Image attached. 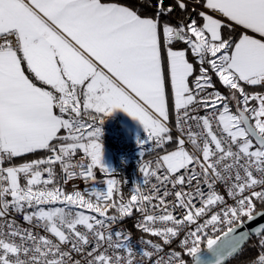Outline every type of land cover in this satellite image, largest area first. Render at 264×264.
I'll list each match as a JSON object with an SVG mask.
<instances>
[{"label": "snow or ice", "instance_id": "obj_1", "mask_svg": "<svg viewBox=\"0 0 264 264\" xmlns=\"http://www.w3.org/2000/svg\"><path fill=\"white\" fill-rule=\"evenodd\" d=\"M138 2L0 0V264H225L246 244L256 256L242 264H264V223L248 227L264 218V0H191L200 24L162 19L174 10L164 0L152 15ZM115 109L147 132L127 201L103 162L102 125ZM73 178L92 187L66 192ZM134 211V226L162 244L141 238L137 248L113 230ZM181 232L182 251L165 253Z\"/></svg>", "mask_w": 264, "mask_h": 264}, {"label": "built area", "instance_id": "obj_2", "mask_svg": "<svg viewBox=\"0 0 264 264\" xmlns=\"http://www.w3.org/2000/svg\"><path fill=\"white\" fill-rule=\"evenodd\" d=\"M217 89V88H216ZM218 90V89H217ZM211 91V90H210ZM220 92V91H219ZM199 115H205L206 113L204 111H201L198 113ZM170 126L172 127V136L176 139V137L179 135V132L178 130L175 128L174 126V122H170ZM193 131H198L195 127H193L192 129ZM215 130V129H214ZM175 147V146H174ZM174 147H169V150H171L172 148ZM140 150H141V146L138 145L135 149H134V159H133V162L132 164L129 166L128 168V173H127V188H128V194H129V197L130 195L132 194L131 192V187L132 185L137 182L140 178H141V173H140ZM160 154L159 152H155V153H152L151 155H148L145 157V160H154L155 159V156ZM46 154H44L42 157L46 156ZM75 159H79V156H77ZM7 166V165H5ZM55 171L57 173V176L58 174L61 176V168H60V165H56L55 166ZM105 179L104 176H102L99 172L97 173V187H99L101 190H104L106 189V184L103 183V180ZM153 183H155V181L153 180L152 181ZM66 187L72 189V190H80V191H83L85 190L86 188H90L92 187L91 183H85L82 179L80 178H73L71 179L69 182H67L66 184H64ZM169 188H171V185H169ZM143 191L145 192H148L149 189L148 188H145V189H142ZM185 190H188L187 187L185 188ZM217 191L220 193V194H225V189H224V186L221 185V184H218L217 185ZM174 198L172 196H169L168 197V200L169 201H172ZM226 199H227V203L229 205H231L233 202L231 199H228L227 196H226ZM159 214V213H157ZM142 217L140 216L139 213L137 212H133V216L131 218H126L120 222H118L116 225H114V228L113 230L115 231L117 228L119 229H123V230H126L127 232H130L131 233V237H132V242L133 244L138 248L140 247L139 244H137L136 242L138 240H140L141 238L145 239V240H152L154 243H157V244H162L163 241L161 238L159 237H155V236H151L149 234H146L144 232H142L141 230H139L137 227H135L134 225L137 223V221L139 219H141ZM15 219L25 228H28L30 227V225L23 221V218H22V215H16L15 216ZM130 221L133 223V226L134 228L137 230V231H140L146 235H138V236H134L133 235V232L127 227V223L128 221ZM158 226H162V225H158ZM233 226H236V225H233ZM35 231L39 232L41 235H45L46 233L44 232L43 229H34ZM81 231H83V229L81 228L80 229ZM224 231H227V225H224L222 226V230L220 232H215V233H209L210 235H213L214 237L215 236H221V234L224 232ZM183 236H184V232H181L180 236L178 238H175L172 240V243L170 246H165L164 247V252L167 253L169 251V247L171 249H174L176 251H182V247L180 246V240L183 239ZM201 248L202 249H206V242L204 244L201 245ZM188 256H184V259H186Z\"/></svg>", "mask_w": 264, "mask_h": 264}, {"label": "trees", "instance_id": "obj_3", "mask_svg": "<svg viewBox=\"0 0 264 264\" xmlns=\"http://www.w3.org/2000/svg\"><path fill=\"white\" fill-rule=\"evenodd\" d=\"M118 2L123 3V4H127L129 6L134 7V8L140 7V4H139L138 0H118ZM149 3H151L153 5V7L144 8L142 10L141 14L152 15L155 12V5L157 3V0H149ZM186 3H189V10L187 12L182 11L179 7L176 6V0H164V6L165 7L172 6L174 10L169 16L162 17V19H166V20L170 19L173 23H176L177 21H180V20H184L185 22H188V18L190 17V18L197 19V23L200 24L201 20L198 17H196L194 12L191 11V8H192L191 0H186ZM198 10H202V9H198ZM239 34H240V31L236 29V31L232 33V36L235 39V38H237L239 36ZM174 47L183 48L184 45L183 44H176V45H174ZM189 60L193 61V57L191 55H189ZM212 80H213V83L215 85V88H217L221 93H223L225 95L228 94V90L224 86H222V84L219 82L218 78L215 75H212ZM245 87H246V91L247 92L261 91V89L259 87H255V88L248 87V86H245ZM169 107H170V112H171V108H172L171 102H170ZM168 146L169 147H174L175 146V138L174 137H173V142L171 144H169ZM44 154H46V153L41 151V152L36 153L34 156L25 157L24 160H31V159H34V158H40ZM22 162H24V161H21V160L15 161L16 164H19V163H22ZM128 168H129V166L125 169V171H127V173H128ZM59 177H60V175L58 174V178ZM22 182H23V180H22ZM61 186L67 192H72L73 191L72 189L66 187L64 184H62ZM121 188L124 191L125 196H126V200H127L129 198L127 183L124 184V185H121ZM262 209H264V207H262L258 203L257 204V210L260 211ZM109 214L110 215H114V214H117V213H116L115 209H111L109 211ZM127 227L133 232L134 236H138V235H143L144 236V235H146V234H144V233H142L140 231H137L134 228L133 223L130 221V219H129L128 223H127ZM255 242H256V238L253 237L248 243L249 244H254ZM244 249L245 250H244L242 255H236L235 258H229L225 262V264H242V262L250 261L251 259H253L256 256V249L255 248L248 247V244H246L244 246ZM185 260H187L188 263L191 262V258L190 257H187Z\"/></svg>", "mask_w": 264, "mask_h": 264}, {"label": "rangeland", "instance_id": "obj_4", "mask_svg": "<svg viewBox=\"0 0 264 264\" xmlns=\"http://www.w3.org/2000/svg\"><path fill=\"white\" fill-rule=\"evenodd\" d=\"M112 125L113 124L111 123L110 118H107L102 125L103 134L101 139L103 143V160L110 161V164L114 165V170L116 173L115 178L122 182L121 185H124L127 181V171H125V169L129 166V163L132 160L134 149L130 148L129 146L124 147L120 143L122 142L121 139H118L115 135H113V137L111 136V133H113L111 128ZM101 175L104 176L103 173ZM121 191L124 201H127L122 188ZM222 235L223 233L221 236Z\"/></svg>", "mask_w": 264, "mask_h": 264}, {"label": "crops", "instance_id": "obj_5", "mask_svg": "<svg viewBox=\"0 0 264 264\" xmlns=\"http://www.w3.org/2000/svg\"><path fill=\"white\" fill-rule=\"evenodd\" d=\"M237 30L241 31L238 28ZM108 118L111 119V123L113 124L111 126L113 131V133H111V136L113 137V135H115L118 139H121L122 142L120 143L124 147L129 146L130 148L135 149L138 146V138L145 139L147 137V132L145 131L143 124L138 119H134L123 109H115ZM171 121L172 120L170 112V122ZM132 156L133 157L131 162L129 163V166L133 162L134 152ZM103 162L110 169H115L114 165L110 164V161L103 160Z\"/></svg>", "mask_w": 264, "mask_h": 264}, {"label": "water", "instance_id": "obj_6", "mask_svg": "<svg viewBox=\"0 0 264 264\" xmlns=\"http://www.w3.org/2000/svg\"><path fill=\"white\" fill-rule=\"evenodd\" d=\"M202 10H203V9H202ZM262 210H264V209H262ZM260 223H264V218H259L258 220H256V221H254V222L248 224V227H249V228H252V227H255L257 224H260ZM234 227H236V226H234ZM238 230H242V229H238ZM188 264H191V262L188 263Z\"/></svg>", "mask_w": 264, "mask_h": 264}]
</instances>
